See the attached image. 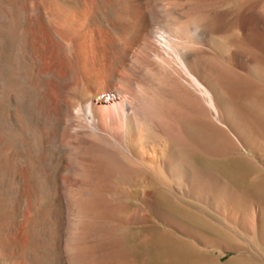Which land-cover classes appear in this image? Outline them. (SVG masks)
<instances>
[{"label":"bare ground","instance_id":"6f19581e","mask_svg":"<svg viewBox=\"0 0 264 264\" xmlns=\"http://www.w3.org/2000/svg\"><path fill=\"white\" fill-rule=\"evenodd\" d=\"M228 1L0 0V264H264L181 218L264 246V0Z\"/></svg>","mask_w":264,"mask_h":264},{"label":"rangeland","instance_id":"374dc122","mask_svg":"<svg viewBox=\"0 0 264 264\" xmlns=\"http://www.w3.org/2000/svg\"><path fill=\"white\" fill-rule=\"evenodd\" d=\"M241 2H242L241 0H229L228 4H230L233 7V9H238V7H237L238 5L237 4H240ZM240 153L246 154L249 157V159H253L258 165V167H259L258 169H260V170H257L253 165H251L250 163L244 162L243 160H241L239 158L235 159L237 163H243L244 162V163H247V165H249V168H250L249 169V177H256L257 175H260L262 173V171L264 170V162H263V159L261 158L262 157L261 156V151L258 150V152H257V150H255V148L254 149L253 148H245V149H242ZM242 154H240V155H242ZM201 163H202L203 167L206 166L207 168H209L211 166L209 161H205L204 160ZM256 173H259V174H256ZM153 185L154 184H152V185H149V184L147 185L146 184L145 185L144 182H139V183H136L135 185H134V183L130 184L129 185V189L132 190V191H135V190H138V189L143 190V189H147L149 187H152V188L155 187ZM128 197H129L128 199H125V202H126L125 203V207H126L127 210H130V209L132 210L133 208H131V206L133 207V202L134 203H139V202L137 201L136 197L133 194H129ZM185 200H186L185 204L181 203L180 205L182 207L181 206L180 207L181 208L185 207L183 209H185V211H187L188 218L181 217L180 215L179 216L182 219H184L185 223H189L190 225H193L197 229H199L198 227H200V230L203 231L209 237V240L212 243L214 242L216 244L215 247L214 246L207 247V250H208L209 253L213 252L212 254L217 256V257H219L222 254V256H223L222 257V262L223 263L224 262H228L232 258L241 256L242 254L246 255L247 258H250V259H252L254 261H263L264 260V246L263 245H261V244L258 245L257 243H255L253 241L250 242V240H246V241L244 240L243 241L244 242V247H245L244 251L243 250H233V249L236 248L234 245H237V244L231 243L232 240L224 239V237L226 236L225 230H227L226 229V225L225 224H220V222L218 221L219 219L217 217L212 216L210 214H206V212H204L203 209L201 210L200 206L199 207L195 206L196 205L195 202L192 201V199L190 197L188 199L186 198ZM140 207L142 209H144L145 211H147L148 207L145 204L140 203ZM173 213L176 214V215L179 214V212H173ZM192 219H196V220H192ZM198 222H201L200 225L197 224ZM141 227H144L142 223L128 224V225H124L122 228H120L117 231V233L123 234V238H124L123 243L125 242L124 244H122V249H123L122 252H121L123 254L122 256L130 258V254L129 253H131V258L135 257L137 260H138V257L140 258V260H138V262L142 261V259L144 257L145 250H146V249H144L145 245H143V242H142L141 239H143L142 237L146 234V232H150V231L152 232V229L141 230L140 229ZM164 228L167 229V227H165V226H164ZM140 232H141V234H140ZM129 233H130V235H129ZM136 233H137L136 236L138 238L136 236H134ZM129 236H131V237H129ZM184 238L189 240V241L194 242L200 249H204L206 247L204 242H196V241H194L193 237H191V236L184 235ZM131 239H135V240H131ZM140 241H141V243H140ZM135 243H136L137 246L135 245ZM229 245H231L233 247H231ZM133 246H134V249H133ZM127 249H129V250H127ZM245 249H246V251H245ZM139 252L141 253V255H143L142 257L140 256ZM142 252H144V253L142 254ZM136 253L139 256H137ZM200 257H202L205 260H207V258H208V260H207L208 262L211 261V258H209V256L207 254H205V253L201 254ZM140 263L142 264V262H139L138 264H140ZM189 264H193V263L191 262ZM229 264H240V261L234 260V261L229 262Z\"/></svg>","mask_w":264,"mask_h":264}]
</instances>
